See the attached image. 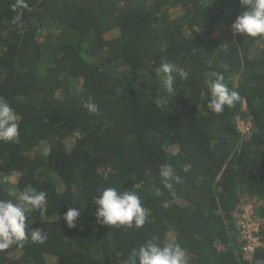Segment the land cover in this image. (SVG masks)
<instances>
[{
	"label": "trees",
	"instance_id": "16d2710c",
	"mask_svg": "<svg viewBox=\"0 0 264 264\" xmlns=\"http://www.w3.org/2000/svg\"><path fill=\"white\" fill-rule=\"evenodd\" d=\"M15 3L0 0V97L19 126L0 141V199L45 191V218L27 223L47 239L0 250V264H122L149 240L179 243L188 264H264V37L232 34L239 0H26L14 22ZM164 62L188 72H173L172 95L155 73ZM217 73L240 96L221 114L201 96ZM162 165L181 177L174 196ZM107 187L140 196L143 227L97 223ZM242 203L260 222L251 253L233 216Z\"/></svg>",
	"mask_w": 264,
	"mask_h": 264
},
{
	"label": "clouds",
	"instance_id": "9594fccd",
	"mask_svg": "<svg viewBox=\"0 0 264 264\" xmlns=\"http://www.w3.org/2000/svg\"><path fill=\"white\" fill-rule=\"evenodd\" d=\"M239 2L246 10L237 15L230 24L232 34L234 36L242 35L245 38L264 37V0H239ZM27 7L26 0H16V3L12 6L13 11L17 13L14 22L21 20L22 10ZM173 72L181 80L188 79L186 70H177L167 62L162 63L155 69V73L162 77L164 89L170 95L177 91L174 87L175 77ZM205 95L208 96L207 107L215 114L223 113L226 106L231 108L240 99L239 93L230 90L224 83V76L221 73L216 74V79L211 82L207 93L201 92L202 97ZM83 106L90 113L98 112V106L91 98ZM250 127L249 125L247 130L242 131V134L247 135ZM18 128L15 112L9 102L0 97V141H14L18 136ZM159 176L162 178L161 182L164 188L174 196V184L182 183L181 177L175 174L170 165H162ZM2 182H7V178H4ZM46 197L47 193L45 191H38L33 186L27 185L19 191L15 201L13 199H0V250L9 249L13 245L22 246V242L29 240L34 244L44 243L47 235L38 227L29 230L27 216L29 213L38 210L41 219H44L47 212ZM92 203L95 206L94 216L99 224L141 228L146 223V209L142 205L140 196L135 191H118L114 187H107L99 190L98 194L93 197ZM242 207V211H248L249 216L238 224V231L241 229V224L248 220L247 234L252 236L251 233L257 232L259 224L256 225V230L252 231L250 226L254 219L251 218V204L242 203ZM242 211L233 213L234 218H240ZM79 216V209L69 208L64 212L63 220L68 228H74ZM257 223L260 222L257 221ZM250 229L251 231H249ZM239 234L241 236V233ZM252 238L256 237L252 236ZM240 241L243 242L244 239L241 238ZM244 246L243 250H245ZM246 252L251 253L253 251ZM122 264H188V260L185 249L179 243L164 242L161 244L149 240L139 247L132 248Z\"/></svg>",
	"mask_w": 264,
	"mask_h": 264
},
{
	"label": "built area",
	"instance_id": "2783aa9c",
	"mask_svg": "<svg viewBox=\"0 0 264 264\" xmlns=\"http://www.w3.org/2000/svg\"><path fill=\"white\" fill-rule=\"evenodd\" d=\"M248 220H245L241 224V236L245 241V246L244 249L246 251H253L255 248L260 246V242L257 238H252L250 234H247V229H248Z\"/></svg>",
	"mask_w": 264,
	"mask_h": 264
},
{
	"label": "rangeland",
	"instance_id": "374dc122",
	"mask_svg": "<svg viewBox=\"0 0 264 264\" xmlns=\"http://www.w3.org/2000/svg\"><path fill=\"white\" fill-rule=\"evenodd\" d=\"M239 121V120H238ZM244 122V121H243ZM243 122H238V126H239V130H240V132H241V134L244 132V130H247V128L249 127V123H243ZM243 131V132H242ZM246 132V131H245ZM237 212V211H236ZM249 216V212L247 211V212H245V211H242V214L240 215V218H238V219H236V223L237 224H240L241 222H242V220L243 219H246V217H248ZM257 224H259V223H257V222H255V220L254 221H252V225L250 226L251 227V229H252V231H255L256 230V225ZM251 229L249 230V231H251ZM236 234V233H235ZM238 245H239V240H238ZM238 245L235 247V251L238 249L237 247H238Z\"/></svg>",
	"mask_w": 264,
	"mask_h": 264
}]
</instances>
